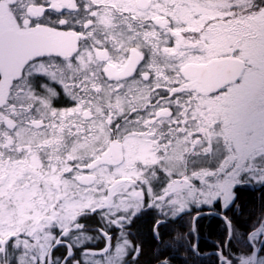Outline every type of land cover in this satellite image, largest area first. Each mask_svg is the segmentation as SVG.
<instances>
[{
  "label": "snow or ice",
  "instance_id": "1",
  "mask_svg": "<svg viewBox=\"0 0 264 264\" xmlns=\"http://www.w3.org/2000/svg\"><path fill=\"white\" fill-rule=\"evenodd\" d=\"M249 187L264 190V0H0V264H142L145 236L151 264L181 241L195 264L205 214L214 264H264Z\"/></svg>",
  "mask_w": 264,
  "mask_h": 264
},
{
  "label": "trees",
  "instance_id": "2",
  "mask_svg": "<svg viewBox=\"0 0 264 264\" xmlns=\"http://www.w3.org/2000/svg\"><path fill=\"white\" fill-rule=\"evenodd\" d=\"M264 194V190L258 191L255 188H243L238 192V203L242 206L245 213L252 209L258 210L260 207L259 197ZM206 211V210H205ZM238 224L241 226V230H243V222L245 217L237 214L236 217ZM190 217L185 216L181 220L176 223V233L171 235V238L175 239L177 233L181 235L186 233L189 228ZM147 222H141L138 227L142 232H146L147 230ZM196 228L198 234H193L192 240L193 242L199 243L201 255L195 261V264H214V258L211 255L214 251V244L218 238L223 236V232L221 230V221L215 217L210 215H202L200 219L196 222ZM173 229V228H171ZM145 253L142 257V264H151L152 257L156 251V245L148 240L147 236H145ZM183 241H181L178 245L174 246L172 250H170V255H172V264H185V254L183 248ZM238 247V245H237ZM178 248V251L176 250Z\"/></svg>",
  "mask_w": 264,
  "mask_h": 264
},
{
  "label": "flooded vegetation",
  "instance_id": "3",
  "mask_svg": "<svg viewBox=\"0 0 264 264\" xmlns=\"http://www.w3.org/2000/svg\"><path fill=\"white\" fill-rule=\"evenodd\" d=\"M142 222H147V223H148V219L146 218V219H145L144 221H142ZM171 228H173V229H171ZM169 232H170L171 235H173V234L176 233V224L170 226Z\"/></svg>",
  "mask_w": 264,
  "mask_h": 264
}]
</instances>
